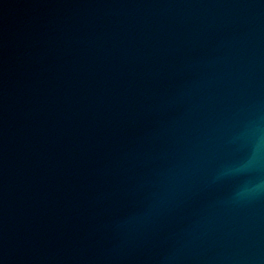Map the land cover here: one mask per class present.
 <instances>
[{"label": "water", "instance_id": "1", "mask_svg": "<svg viewBox=\"0 0 264 264\" xmlns=\"http://www.w3.org/2000/svg\"><path fill=\"white\" fill-rule=\"evenodd\" d=\"M264 0H0V264H264Z\"/></svg>", "mask_w": 264, "mask_h": 264}, {"label": "clouds", "instance_id": "2", "mask_svg": "<svg viewBox=\"0 0 264 264\" xmlns=\"http://www.w3.org/2000/svg\"><path fill=\"white\" fill-rule=\"evenodd\" d=\"M264 163V131L256 137L251 147V153L246 161H244L235 171L252 169ZM264 194V180H259L257 183L247 186L237 193L238 196H252Z\"/></svg>", "mask_w": 264, "mask_h": 264}]
</instances>
